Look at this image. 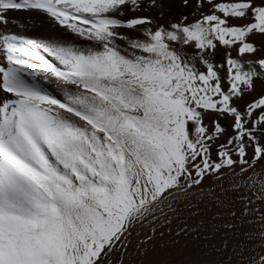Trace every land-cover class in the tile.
Wrapping results in <instances>:
<instances>
[{
    "label": "snow or ice",
    "instance_id": "6c2138e0",
    "mask_svg": "<svg viewBox=\"0 0 264 264\" xmlns=\"http://www.w3.org/2000/svg\"><path fill=\"white\" fill-rule=\"evenodd\" d=\"M0 264H264V0H0Z\"/></svg>",
    "mask_w": 264,
    "mask_h": 264
}]
</instances>
